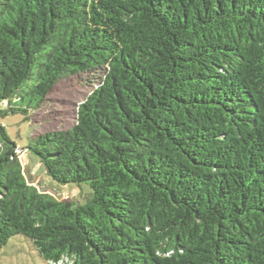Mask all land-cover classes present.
<instances>
[{
  "label": "trees",
  "instance_id": "1",
  "mask_svg": "<svg viewBox=\"0 0 264 264\" xmlns=\"http://www.w3.org/2000/svg\"><path fill=\"white\" fill-rule=\"evenodd\" d=\"M98 81L74 125L0 123V247L46 264H264V0H0V114ZM19 151L58 184L26 178ZM81 189V187H80Z\"/></svg>",
  "mask_w": 264,
  "mask_h": 264
},
{
  "label": "rangeland",
  "instance_id": "2",
  "mask_svg": "<svg viewBox=\"0 0 264 264\" xmlns=\"http://www.w3.org/2000/svg\"><path fill=\"white\" fill-rule=\"evenodd\" d=\"M98 81L94 72L68 75L60 79L49 91L42 105L29 110L28 116L21 113L0 114L9 137L20 147L27 144L28 136L46 131H65L76 121V111ZM26 178L39 190L59 200L82 199L90 192L87 184H58L46 175L36 157L19 151ZM81 187V189H80ZM0 264H46L31 243L22 235L11 237L0 247Z\"/></svg>",
  "mask_w": 264,
  "mask_h": 264
},
{
  "label": "built area",
  "instance_id": "3",
  "mask_svg": "<svg viewBox=\"0 0 264 264\" xmlns=\"http://www.w3.org/2000/svg\"><path fill=\"white\" fill-rule=\"evenodd\" d=\"M59 264H63V263H59Z\"/></svg>",
  "mask_w": 264,
  "mask_h": 264
}]
</instances>
